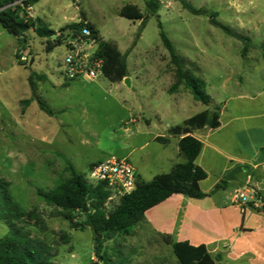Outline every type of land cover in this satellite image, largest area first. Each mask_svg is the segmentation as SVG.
Masks as SVG:
<instances>
[{
  "label": "rangeland",
  "instance_id": "1",
  "mask_svg": "<svg viewBox=\"0 0 264 264\" xmlns=\"http://www.w3.org/2000/svg\"><path fill=\"white\" fill-rule=\"evenodd\" d=\"M21 1L25 7L27 0H14L13 4ZM159 1L158 18L176 53L193 62L197 68L191 66L194 75L206 82V93L213 99L207 106L195 101L182 86L168 93L174 80L173 66L158 35L157 17L148 16L140 31L139 20L119 16L126 3L136 4L145 13L143 0H37L25 12L58 33L79 22L83 11L100 37L127 55L130 86L123 81L112 83L102 74L92 81L63 83L60 72L68 37L47 51L45 40L33 31L19 39L0 25V177L9 182V190L21 207L34 213L24 227L32 238L49 246L57 263L176 264L169 245L146 221L135 227L132 236L106 240L103 249L108 260L101 262L93 253L92 231L71 228L37 190L46 191L63 182L68 177L67 163L86 174L90 163L109 156L124 158L133 146L143 144L142 136H132L126 129L132 128V117L149 121L148 126L139 119L141 129L164 133L165 127L180 124L201 109L221 106L235 91L252 93L264 84V54L259 48L264 43V0H187L195 8L217 12L218 22L249 36V59L241 57L242 43L211 25L206 15L188 12L177 0ZM250 76L252 84L239 83ZM35 98L54 114L44 113ZM239 107L240 115L257 112L249 103ZM141 153L147 154L144 166L150 169L155 157L162 154V146L149 141L130 160ZM216 173L214 166L207 187L215 181ZM244 176L243 172L236 174L238 179ZM232 181L225 189L218 184L211 191L220 187L217 198L229 199L235 184ZM117 203L106 199L105 211L113 210ZM7 229L0 222V238Z\"/></svg>",
  "mask_w": 264,
  "mask_h": 264
},
{
  "label": "trees",
  "instance_id": "2",
  "mask_svg": "<svg viewBox=\"0 0 264 264\" xmlns=\"http://www.w3.org/2000/svg\"><path fill=\"white\" fill-rule=\"evenodd\" d=\"M13 1L0 0V25L9 34L20 39L31 30L45 40L46 50L50 51L61 45L66 37H77L85 23L90 30V36L97 40L96 56L102 60V75L112 83L121 82L128 76L127 55L121 53L115 43L104 41L96 27L87 20L83 11H80L79 22L71 23L57 33L39 17H29L25 14L27 8L37 0H27L25 7H23L24 1L15 5ZM177 1L194 15H206L211 25L239 40L242 43L241 56H246L252 45L249 36L237 33L218 22L215 11L203 7L195 8L187 0ZM143 2L145 13L136 4L126 3L120 7L119 16L133 21L139 20L140 31L144 28L148 16L157 17L158 35L173 66L174 80L168 88V93H174L182 86L191 93L195 101L207 106L211 102V97L206 93V82L194 75L195 70L191 66L196 65L176 53L172 42L163 30L157 14L160 1L143 0ZM259 48L264 54V43L260 44ZM16 57L20 56L16 54ZM35 100L44 113L49 116L54 114V111L40 98ZM218 118L219 107L215 106L187 118L180 125L169 128L167 131L169 135H183L178 141V150L185 161L175 164L168 172L155 175L149 181L137 178L134 189L123 195L109 212L104 208V202L109 194L104 184L89 183L85 173L76 171L69 163L66 167L68 177L63 182L46 191L38 189L37 194L47 205L52 206L56 215L67 221L71 228L83 230L88 227L92 231L94 256L105 263L108 259L103 249L104 242L116 236H132L135 227L145 222L146 210L160 204L173 194L197 201H203L209 196L199 187V182L206 178V172L195 162L200 154L202 142L193 137L191 132L203 127H217ZM165 140L167 139L162 137L156 138V141L161 143ZM226 183L227 181L221 180L223 187ZM9 185L7 180L0 177V222L8 227L6 234L0 238V264H60L52 260L49 246L32 238L30 232L24 227L26 220L33 219L35 215L32 211H25L21 207L11 194ZM253 193L262 201L261 208L264 209V197L256 190ZM159 235L171 248L176 257V264H216L220 259L219 255L212 257L205 245L193 246L186 241H174L167 234L159 233Z\"/></svg>",
  "mask_w": 264,
  "mask_h": 264
},
{
  "label": "crops",
  "instance_id": "3",
  "mask_svg": "<svg viewBox=\"0 0 264 264\" xmlns=\"http://www.w3.org/2000/svg\"><path fill=\"white\" fill-rule=\"evenodd\" d=\"M250 57L248 53L242 58ZM127 70L131 84L128 64ZM252 78H242L239 83L245 81L252 84ZM242 103H249L257 112L238 114ZM218 107L217 127H203L191 132L193 137L202 142L200 154L195 162L206 172V178L199 182V187L209 196L203 201H197L173 194L146 210L145 221L153 231L170 235L174 241H186L193 246L205 245L212 257L220 256L216 264L223 260L229 261L230 264H264V209L261 208L262 201L253 193L256 190L264 197V163L256 161L257 157L264 153V84L252 93L235 91ZM205 109L211 108L206 107L193 115ZM189 117L184 118L180 124ZM139 119L149 126V121L142 116L132 117V128L126 129L132 136H142L145 142L137 147L133 146L124 158L134 166L137 178L149 181L155 175L168 172L175 164L185 161L178 150V141L183 135L167 133L169 128L180 124L165 127L164 133H150L138 126ZM251 120L256 122L255 125L249 123ZM157 137L167 140L161 143L156 141ZM149 141L159 143L162 146V154H158L153 166L147 169L144 166L146 153L133 157V161L129 157L135 151L143 150ZM93 164L95 163H90ZM214 166L217 169L216 179L207 187L209 171ZM235 166L242 167L245 176L240 179L236 177L232 181L235 184L232 186L230 198H217L216 192L210 194L214 186L222 185L224 175ZM227 187L228 185H225L223 188ZM239 191H243L247 196L245 204L234 203V196Z\"/></svg>",
  "mask_w": 264,
  "mask_h": 264
},
{
  "label": "built area",
  "instance_id": "4",
  "mask_svg": "<svg viewBox=\"0 0 264 264\" xmlns=\"http://www.w3.org/2000/svg\"><path fill=\"white\" fill-rule=\"evenodd\" d=\"M65 54L62 59L63 69L60 72L63 83L78 79L95 80L102 74V60L96 56L97 40L90 36V30L84 23L79 35L68 37L64 43ZM22 60L26 57L21 56ZM87 181L93 185L102 183L108 191L107 200H116L130 193L137 180L134 166L126 158L109 156L87 169ZM247 196L239 191L234 196V203L245 204Z\"/></svg>",
  "mask_w": 264,
  "mask_h": 264
},
{
  "label": "water",
  "instance_id": "5",
  "mask_svg": "<svg viewBox=\"0 0 264 264\" xmlns=\"http://www.w3.org/2000/svg\"><path fill=\"white\" fill-rule=\"evenodd\" d=\"M123 82L127 85V86H130V80L128 77H125L123 79ZM256 161L258 163H264V153L263 154H260ZM238 172H243V168L240 167V166H235L234 168H232L225 176H224V180L225 181H232V180H235L236 179V174ZM218 189H220V187H217L215 190H213L212 192H210V194H214ZM87 208H85L86 210Z\"/></svg>",
  "mask_w": 264,
  "mask_h": 264
}]
</instances>
